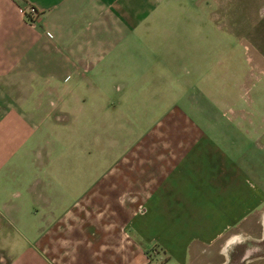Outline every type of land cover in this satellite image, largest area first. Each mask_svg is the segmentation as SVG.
Wrapping results in <instances>:
<instances>
[{"label":"crops","instance_id":"obj_1","mask_svg":"<svg viewBox=\"0 0 264 264\" xmlns=\"http://www.w3.org/2000/svg\"><path fill=\"white\" fill-rule=\"evenodd\" d=\"M231 1L0 0V264H196L264 241Z\"/></svg>","mask_w":264,"mask_h":264},{"label":"rangeland","instance_id":"obj_2","mask_svg":"<svg viewBox=\"0 0 264 264\" xmlns=\"http://www.w3.org/2000/svg\"><path fill=\"white\" fill-rule=\"evenodd\" d=\"M231 8L236 10L238 17L233 23L234 40L231 38L235 45L229 52L237 60L238 71L242 69L247 74L241 80L238 79L231 88L234 103L232 105L237 110L236 121L245 123L246 127H250L251 123L253 136H259L264 142V0H232ZM233 115L232 111L227 113V116ZM216 247L218 248V245L213 249V253L210 250L198 258L196 264L230 259L229 256L219 255ZM230 247L233 248L234 245ZM245 248L252 249L254 254L264 255V252H261L264 249V241L247 240L236 246V249ZM251 264H264V259L254 260Z\"/></svg>","mask_w":264,"mask_h":264},{"label":"flooded vegetation","instance_id":"obj_3","mask_svg":"<svg viewBox=\"0 0 264 264\" xmlns=\"http://www.w3.org/2000/svg\"><path fill=\"white\" fill-rule=\"evenodd\" d=\"M264 252V249L261 250ZM227 256L230 259H224L222 264H251L254 260L264 259V255L254 254L252 249H234Z\"/></svg>","mask_w":264,"mask_h":264},{"label":"built area","instance_id":"obj_4","mask_svg":"<svg viewBox=\"0 0 264 264\" xmlns=\"http://www.w3.org/2000/svg\"><path fill=\"white\" fill-rule=\"evenodd\" d=\"M35 10L34 9H32V12H34Z\"/></svg>","mask_w":264,"mask_h":264}]
</instances>
